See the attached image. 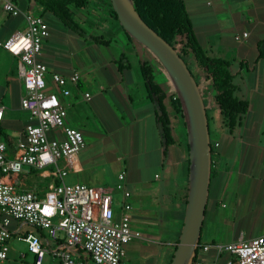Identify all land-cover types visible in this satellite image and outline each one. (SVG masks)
I'll use <instances>...</instances> for the list:
<instances>
[{"label":"crops","instance_id":"0c3cea01","mask_svg":"<svg viewBox=\"0 0 264 264\" xmlns=\"http://www.w3.org/2000/svg\"><path fill=\"white\" fill-rule=\"evenodd\" d=\"M183 1L199 44L211 57L229 63L235 86L234 95L248 106L232 134L220 127L212 137V144L217 146L214 147L211 163L213 175L205 219L207 217L212 223H222L230 230L229 238L224 243L211 241L203 244L211 246L208 252H202L205 256L212 257L209 262H205L210 263L215 257L214 246L264 235V0ZM95 2L106 5L105 1ZM18 8L21 13L12 17L2 10L0 3V42L19 32L17 27L25 26L26 14L42 16L49 26L50 36L43 42L39 60L49 68L50 73L65 78L77 73L79 77L76 84L67 85L69 96H63L59 92L50 74L45 78L47 91L56 93L65 108L66 124L80 130L85 140L84 147L75 156L70 160L59 161V168L67 170L63 181L111 191L114 220H118L124 202L122 194L115 191V185L101 186L97 170V160L102 157L111 160L114 156L115 161V152L107 149L100 154L95 153V156L86 157L83 149L96 143L99 137L104 146L110 139H115L117 143L127 146V149L122 150L123 155H119L117 159L124 161L123 156H126L131 161L134 155H147V145L150 144L156 153V166L147 176L135 167L128 173L126 170L118 173V176L124 174V188L130 193L127 202L132 206L131 226L142 234V239L133 240L125 246L123 262L169 264L183 225L181 218L183 216L184 219L189 169L183 121L170 103L175 91L168 86L171 91L167 95L164 93L169 78L162 74L156 75L155 82L165 95V110L173 112V120L179 118L182 123L179 124L180 136H172L174 143L163 148L155 108L145 98L139 66L137 70L132 68L127 58L128 54L139 57L141 51L134 48L135 44L127 39L117 21L108 16V19L103 20L104 24H89L88 34L84 31L83 37L69 31L76 35L68 36L73 40L76 51L66 56L51 39L56 35L65 40L69 35L68 30L64 32V28H61L60 32H56L53 26L60 23L35 5L29 11L24 4ZM244 33L247 35L243 36ZM93 39L115 40V43L118 40L120 46L115 51L108 52L110 44L103 46ZM3 51L0 59V105L5 110L0 122V140L5 141L8 157L13 158L18 142L23 139L28 114L20 107L24 90L17 76L18 60L4 49ZM144 56L151 63V56L146 50ZM174 128L175 125L171 123V133ZM55 136L61 138L60 132L49 134L50 138ZM158 168L164 172L162 176L158 173ZM52 171V168L38 170L24 167L18 175L5 176L4 181L13 184L17 191H33L42 195L50 185L59 183L51 175ZM167 218L173 219V223L165 231L161 226ZM24 226L11 222L8 227L11 238L4 262L34 263L33 256L27 252V246L23 252L12 249L10 241L14 237L26 245L18 238L36 235L44 248L52 250L55 247L45 231L36 229L33 233L22 232ZM169 249L172 253H168ZM21 254H25L24 259L20 258ZM29 255V262H25ZM46 256L49 257L50 264H53V258L48 254ZM80 258L85 264H92L85 253ZM226 258V255L222 256L220 262H224Z\"/></svg>","mask_w":264,"mask_h":264},{"label":"built area","instance_id":"2783aa9c","mask_svg":"<svg viewBox=\"0 0 264 264\" xmlns=\"http://www.w3.org/2000/svg\"><path fill=\"white\" fill-rule=\"evenodd\" d=\"M0 3L2 10L12 17L21 13L12 0H0ZM49 36V26L42 17L26 14L25 28L0 42V48L18 60L17 76L24 90L20 107L28 114L23 139L18 142L13 158L8 157L6 143L0 140V263L7 259L11 238L8 227L16 222L45 231L55 245L52 250L44 248L36 235L18 238L26 243L27 252L34 258L33 264H43L47 254L53 258V264H85L80 258L83 253L92 264H125V246L142 239V234L131 226L132 206L127 202L130 193L124 188V174H119L114 187L124 199L118 220H114L111 191L63 181L67 170L59 168V161L75 156L84 147L85 140L80 130L66 124L65 108L56 93L47 91L45 78L50 74L59 92L69 96L67 85L76 84L79 77L77 73L68 78L50 73L39 60L43 42ZM4 110L0 105V122ZM54 131H59L61 138H50L49 134ZM24 167L52 168L51 175L59 183L50 185L42 195L17 191L4 177L18 175ZM210 249L211 246L202 245V252ZM214 251L215 257L210 263L195 264H264V235L214 246ZM225 255L226 260L220 262ZM24 257L25 254L20 255L21 259Z\"/></svg>","mask_w":264,"mask_h":264},{"label":"trees","instance_id":"16d2710c","mask_svg":"<svg viewBox=\"0 0 264 264\" xmlns=\"http://www.w3.org/2000/svg\"><path fill=\"white\" fill-rule=\"evenodd\" d=\"M18 7L26 5L27 11H29L32 5H35L42 9L45 13L51 14L66 30L83 37L85 32L76 22V11H81L89 7L90 3L95 1H105L108 6L109 16L117 21V16L113 11L109 0H12ZM135 11L139 14L141 19L153 29L162 39L169 43L182 58L191 72L189 66V59H192L194 64L202 71L204 81L210 83L214 92L213 101L221 116V127L227 133L232 134L236 129L239 119L247 111V103L238 100L235 93V86L233 84V75L229 70V63L223 59L211 57L207 51L199 44L190 18L187 13V9L183 0H131ZM10 16V15H9ZM42 17V16H40ZM118 22V21H117ZM127 39L140 47H143L135 40L130 38L123 30ZM93 41L101 43L103 46H107L111 43V40L93 39ZM144 48V47H143ZM154 59L159 63L156 57L144 48ZM263 55L262 53L260 54ZM161 71L167 76L165 70L159 63ZM120 71V67L118 68ZM139 72L143 82L145 90V98L155 108L156 124L159 128L161 144L163 148L174 143L169 118L167 116L163 101L165 95L160 87L155 82L156 74L149 61L143 60L139 65ZM192 73V72H191ZM193 75V74H192ZM168 77V76H167ZM194 77V75H193ZM195 78V77H194ZM199 87L201 96L203 98L206 115L208 119V126L211 140V159L214 155V147L212 144V133L210 130V117L208 115V109L205 102V96L201 91V85L195 78ZM171 107L178 115L184 126V133L186 136V129L184 118L182 114V108L176 94L170 98ZM211 169V179H212ZM211 182V181H210ZM57 184V182H56ZM210 192V185H209ZM209 199V197H208ZM208 203V202H207ZM186 205V198L184 200ZM207 210V206H206ZM205 210V214H206ZM184 215V214H183ZM183 222V216L181 218ZM204 225V222H203ZM203 229V226H202ZM202 233V230H201ZM201 237L199 245L196 250V254L193 258L192 264L198 261L209 262L212 257L205 256L202 253ZM176 247H174L173 253ZM173 253L171 255L169 264L171 262Z\"/></svg>","mask_w":264,"mask_h":264},{"label":"water","instance_id":"95a60500","mask_svg":"<svg viewBox=\"0 0 264 264\" xmlns=\"http://www.w3.org/2000/svg\"><path fill=\"white\" fill-rule=\"evenodd\" d=\"M109 1L126 34L159 61L182 108L188 144V191L183 225L170 264H192L201 237L211 181V140L205 104L185 62L141 19L131 0Z\"/></svg>","mask_w":264,"mask_h":264},{"label":"rangeland","instance_id":"374dc122","mask_svg":"<svg viewBox=\"0 0 264 264\" xmlns=\"http://www.w3.org/2000/svg\"><path fill=\"white\" fill-rule=\"evenodd\" d=\"M31 12L34 13L33 11H31ZM108 16H109V10H108L107 5H103L102 3H99V2H92V3H90L89 7H87L86 9H83L81 11H76L75 20L80 25V27L83 29V31H85L86 34H88V29H87L88 27L87 26L89 24L90 25L91 24H99V23L104 24L103 20L108 19ZM57 24H59V23H57ZM53 27H54L56 32H60V29L64 28L60 24L53 26ZM24 28H25V26L22 28L19 26L16 29H18L20 32ZM64 32H67V30L65 28H64ZM67 34H69V35L66 36L65 40H63L62 38H58L56 35L51 39V41L53 43H55V45L57 47H59V49L62 51L63 55H66V56H68L71 53H74L76 51V46H75L73 40H71L68 37V36H76V35L70 33L69 31L67 32ZM106 39H108V38H106ZM119 43L120 42H118V40H116V43H115V40L111 41L110 48L107 49L108 52H111L112 50L115 51V48H118L120 46ZM133 46L135 49L138 48L137 49L138 51H141V55L139 57H135L134 54H128L127 58L129 59L128 61H129V64L131 65V67L135 68L137 70V67L139 66V65H137V64H139L138 62L145 60L144 59L145 49L143 47L138 46V45H137L138 46L137 47L136 44ZM101 49H104V48H101ZM3 53H4L3 49L0 48V59H1ZM150 58H151L150 65L153 67V69L155 71L154 73L158 76L160 74L164 75L163 73H161L162 71H161V67L159 66V63H157V61L154 59V57L151 56ZM189 63H190L189 66H190L191 72L194 75V77L199 81V83L201 85V91L203 92V94L205 96V102H206V106L208 109V115L210 117V130L212 133L211 136L213 137L214 131L221 127V116H220L219 110L217 109V107L215 106L214 101H213L214 92L211 88L210 83L207 81H204L202 71L194 64L192 59H189ZM167 82H168V85L166 84L167 87H164V93L166 95L171 91L170 88L171 87L173 88V85H172L170 79H168ZM168 86H171V87L169 88ZM173 90H174V88H173ZM166 112H167V116L169 118L170 127H171V123H172V125H175V128L172 132V134H173L172 136L173 137L175 136V138L176 137L178 138L180 136V133L178 132L179 127H181L179 124H181L182 122L179 118H176L173 120L172 117L174 116V114L170 110H167ZM100 131H102V130H100ZM147 146H148L147 155H134V157L131 161H129V159L126 156H123V158L125 160L122 161L120 159L118 160L117 158L119 157V155H123L122 150L127 149V146L126 145L123 146V145L117 143L115 141V139H110V141L107 142L106 145L104 146L101 142V138L99 137L97 139L96 143H93L88 148L83 149V155H85L86 157H89L91 155L95 156L94 155L95 153L100 154L103 150H107V149L110 150L111 152H115V157H116L115 161H114V156L111 160H106V159H104V157L99 158V160H97L99 163V167L97 168L98 174H99V180L102 182L101 186L112 187L118 183L119 171L126 170L128 173L130 171V169H132V167H135V169L141 170V172H143V174L145 176H147V174L150 173V171L153 169V167L156 166L155 165L156 153L153 151V148L150 144H148ZM157 170H158V173L162 176L164 172H162V170L159 168ZM171 223H173V219L167 218L164 222V225L161 226L162 229L167 231L169 229V227L171 226L170 225ZM35 230H36V228L29 226V225H25L22 229V232L26 231V232L33 233V232H35ZM229 230L230 229L228 226H226L222 223H212L206 217V219L204 221L203 229H202V234H201V243L204 244V243H209L211 241H214L215 243H224L225 240L227 238H229ZM163 239L165 242L166 238L164 237ZM10 246L15 251L23 252L26 250V245L23 242L17 241L15 239V237H14V239H12L10 241ZM170 250L171 249L168 250V253H172ZM30 258H31V256L29 255L27 260H25V262H29ZM2 264H14V263H13V261H12V263L10 261H8V262L3 261ZM43 264H50L49 257H47V256L45 257Z\"/></svg>","mask_w":264,"mask_h":264}]
</instances>
